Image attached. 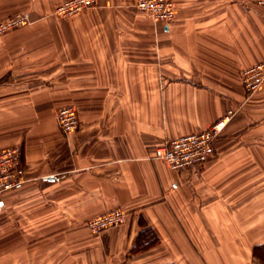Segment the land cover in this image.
Instances as JSON below:
<instances>
[{
	"label": "crops",
	"instance_id": "0c3cea01",
	"mask_svg": "<svg viewBox=\"0 0 264 264\" xmlns=\"http://www.w3.org/2000/svg\"><path fill=\"white\" fill-rule=\"evenodd\" d=\"M62 0H0V150L19 147L25 182L0 196V264H264V6L174 0L168 24L133 0L76 16ZM77 109L62 133L55 111ZM225 120L202 165L170 170L153 149ZM123 224L92 234L110 209Z\"/></svg>",
	"mask_w": 264,
	"mask_h": 264
},
{
	"label": "built area",
	"instance_id": "2783aa9c",
	"mask_svg": "<svg viewBox=\"0 0 264 264\" xmlns=\"http://www.w3.org/2000/svg\"><path fill=\"white\" fill-rule=\"evenodd\" d=\"M264 6V0H254ZM98 0H62L52 11V15L69 18L86 12L94 7ZM133 7L144 13L152 21L170 24L175 16L174 0H133ZM29 18L26 13L16 12L0 20V36L15 29L26 26ZM240 83L244 92L251 95L264 82V60L240 71ZM55 120L62 133H70L78 129L77 109L73 105L59 107L55 111ZM225 120L218 121L210 127L165 141L153 149V159L164 161L172 171H180L189 167H197L205 163L214 153V143ZM25 182V168L19 147L0 150V196L18 188ZM127 214L119 208L110 209L91 217L86 226L92 234L123 224Z\"/></svg>",
	"mask_w": 264,
	"mask_h": 264
}]
</instances>
